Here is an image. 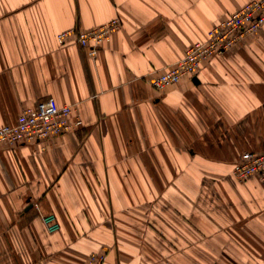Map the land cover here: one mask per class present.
<instances>
[{
	"label": "crops",
	"instance_id": "obj_1",
	"mask_svg": "<svg viewBox=\"0 0 264 264\" xmlns=\"http://www.w3.org/2000/svg\"><path fill=\"white\" fill-rule=\"evenodd\" d=\"M250 1L0 0V127L49 98L83 122L0 145V264H264V180L232 172L264 153V27L151 85ZM114 19L94 59L58 42Z\"/></svg>",
	"mask_w": 264,
	"mask_h": 264
},
{
	"label": "built area",
	"instance_id": "obj_2",
	"mask_svg": "<svg viewBox=\"0 0 264 264\" xmlns=\"http://www.w3.org/2000/svg\"><path fill=\"white\" fill-rule=\"evenodd\" d=\"M121 26V20L114 19L87 31H65L59 34L57 39L59 44L63 45L74 38L75 42L87 51L88 56L94 59L101 47L110 42L112 35ZM262 27L264 0H251L232 16L214 25L205 41L191 45L182 59L153 79L152 87L158 92H164L185 77L196 75L206 61L228 52L246 37L256 34ZM75 110V106L60 104L54 98L42 100L37 105L23 110L14 125L0 127V145L17 147L37 144L69 134L83 125ZM232 172L240 182H245L255 175L264 180V153H243ZM35 207L40 211L38 205ZM41 216L50 234L60 230V227L53 231L49 229L56 224L55 216H50L49 220L45 219L44 215ZM107 259V254H93L88 264H105Z\"/></svg>",
	"mask_w": 264,
	"mask_h": 264
}]
</instances>
